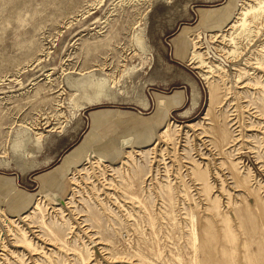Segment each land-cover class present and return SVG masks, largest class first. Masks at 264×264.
<instances>
[{
  "label": "rangeland",
  "instance_id": "374dc122",
  "mask_svg": "<svg viewBox=\"0 0 264 264\" xmlns=\"http://www.w3.org/2000/svg\"><path fill=\"white\" fill-rule=\"evenodd\" d=\"M0 264H264V0H0Z\"/></svg>",
  "mask_w": 264,
  "mask_h": 264
},
{
  "label": "bare ground",
  "instance_id": "6f19581e",
  "mask_svg": "<svg viewBox=\"0 0 264 264\" xmlns=\"http://www.w3.org/2000/svg\"><path fill=\"white\" fill-rule=\"evenodd\" d=\"M196 57H199L196 54ZM205 77V76H204ZM215 88L214 86H210L209 91H208V101H209V105H208V109L205 113V116H208V114L210 113L211 107L213 106V104L215 103ZM166 129V128H165ZM224 131V130H223ZM222 133V132H221Z\"/></svg>",
  "mask_w": 264,
  "mask_h": 264
},
{
  "label": "crops",
  "instance_id": "0c3cea01",
  "mask_svg": "<svg viewBox=\"0 0 264 264\" xmlns=\"http://www.w3.org/2000/svg\"><path fill=\"white\" fill-rule=\"evenodd\" d=\"M76 147H77V146H76ZM74 148H75V147H74ZM74 148H73V149H74ZM73 149H72V150H73ZM72 150H71V151H72ZM71 151H70V152H71ZM63 159H64V158H63ZM62 164H63V160L61 161V165H62Z\"/></svg>",
  "mask_w": 264,
  "mask_h": 264
}]
</instances>
